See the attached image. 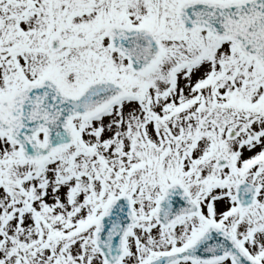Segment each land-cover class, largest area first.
<instances>
[{
  "label": "snow or ice",
  "instance_id": "1",
  "mask_svg": "<svg viewBox=\"0 0 264 264\" xmlns=\"http://www.w3.org/2000/svg\"><path fill=\"white\" fill-rule=\"evenodd\" d=\"M0 264H264V0H0Z\"/></svg>",
  "mask_w": 264,
  "mask_h": 264
}]
</instances>
